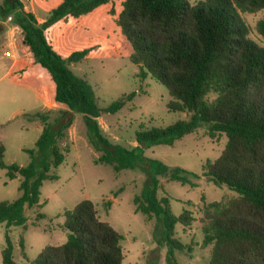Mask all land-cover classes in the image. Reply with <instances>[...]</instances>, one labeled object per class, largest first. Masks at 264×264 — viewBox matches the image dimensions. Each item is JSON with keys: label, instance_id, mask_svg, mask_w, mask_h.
Masks as SVG:
<instances>
[{"label": "trees", "instance_id": "obj_1", "mask_svg": "<svg viewBox=\"0 0 264 264\" xmlns=\"http://www.w3.org/2000/svg\"><path fill=\"white\" fill-rule=\"evenodd\" d=\"M3 1L6 13L17 11L14 22L24 34V43L48 71L55 85L54 101L66 109L52 121L50 111L35 113L43 130L35 148L26 150L30 158L26 166L4 163L6 148L0 139V167L7 169L9 179H19L21 192L16 200L0 201V223L24 225L27 213L43 206L41 187L45 180L58 178L51 171L65 159L59 142L67 138L73 114L79 112L94 149L101 153L98 163L112 165L117 172L139 168L146 175L141 193L134 198L135 211L156 217L154 236L169 246L168 262L178 264L172 249L184 247L174 238L175 228L190 226L193 212H172L169 198L158 197L160 177L196 186L193 179L199 176L149 158L145 149L172 146L204 125L211 139L225 135L227 142L219 157L206 162L202 177L237 193L227 202H210L202 209L203 245H212L208 264H264V45L250 37L240 14L264 11V0H207V7L190 5L188 0H122L117 22L132 47L130 60L139 66V76H150L165 86L172 98L169 110L189 115L188 120L165 128L141 126L135 135L137 145L131 149L111 143L102 134L98 118L119 112L135 92L100 108L87 78L67 67L47 37L63 18H80L112 0H61L41 24L22 10L20 0ZM112 14L116 15L114 9ZM257 30L264 41V18ZM87 54V50L75 51L68 60L77 63ZM63 216L66 242L46 246L30 264H122L124 237L101 220L90 199L65 210ZM43 218L39 212L35 215V221ZM8 233L2 262L19 264Z\"/></svg>", "mask_w": 264, "mask_h": 264}, {"label": "rangeland", "instance_id": "obj_2", "mask_svg": "<svg viewBox=\"0 0 264 264\" xmlns=\"http://www.w3.org/2000/svg\"><path fill=\"white\" fill-rule=\"evenodd\" d=\"M20 1L22 10L32 13L39 24L61 3V0ZM188 1L190 5L208 6L207 0ZM121 2L112 0L80 18L67 16L51 27L47 37L67 67L87 78L100 108L135 92L133 100L119 112L105 113L98 118L102 134L111 143L131 149L137 145L135 135L141 126L144 129L165 128L178 120H188L189 115L169 110L167 105L172 98L165 86L150 76H139V66L130 60L132 47L117 22ZM5 9L4 1L0 0L3 29L0 33V139L6 148L4 163L26 166L30 162L26 150L35 148L39 126H43L42 121L34 117L35 112L50 111L49 120L52 121L62 107H66L61 105L54 109L52 106L42 110L44 99L52 105L55 85L24 43V34L14 22L17 11L6 13ZM113 9L116 15L112 14ZM240 14L249 27L250 37L264 45L257 30L264 11H240ZM82 50L88 51L87 59L69 62L71 53ZM6 51L14 56H6ZM73 116L67 138L59 142L65 159L51 171L58 178L45 180L41 187L43 206L30 210L24 225L7 227L6 222L0 223V264H3L7 231L14 247V259L19 264H30L48 245L65 243L67 234L61 229L65 221L63 212L73 210L85 199L95 204L101 220L123 235L125 258L122 264H170L167 260L169 246L154 236L158 224L156 217L135 211L134 198L141 193L146 175L139 168L117 172L112 165L98 163L101 153L92 145V135L83 115L74 112ZM226 142L225 135L211 139L206 126L202 125L172 146L159 144L145 149V156L199 176L193 179L196 186L160 177L158 197L169 198L172 212L175 215H180L184 209L193 212L194 221L190 226L177 224L175 228L174 238L184 247L172 249L178 264H208L212 245H203L202 209L207 203L227 202L237 196L227 187L216 186L202 177L206 162L219 157ZM18 186L19 179H9L7 169L0 167V201L16 200L21 194ZM38 212L44 218L35 221Z\"/></svg>", "mask_w": 264, "mask_h": 264}, {"label": "crops", "instance_id": "obj_3", "mask_svg": "<svg viewBox=\"0 0 264 264\" xmlns=\"http://www.w3.org/2000/svg\"><path fill=\"white\" fill-rule=\"evenodd\" d=\"M54 93H55V92H54ZM52 97H53V96H52ZM53 98H54V97H53ZM52 106H53L54 109H55V108H61V105H60V104H57L55 101H53L52 105H48V104L46 103L45 99H44V102H43V109H42V110H44V109L49 110L50 108H52ZM62 109H66V108L62 107ZM35 113H37V112H35ZM27 114H28V113H27ZM29 114H34V113H29ZM32 122H33V121H32ZM42 130H43V126L40 125V126H39V136H40ZM39 136H38V137H39Z\"/></svg>", "mask_w": 264, "mask_h": 264}, {"label": "built area", "instance_id": "obj_4", "mask_svg": "<svg viewBox=\"0 0 264 264\" xmlns=\"http://www.w3.org/2000/svg\"><path fill=\"white\" fill-rule=\"evenodd\" d=\"M12 47L14 48L15 45H13ZM5 55L8 56V57H13V56H14V54L11 53L10 51H6V52H5Z\"/></svg>", "mask_w": 264, "mask_h": 264}]
</instances>
